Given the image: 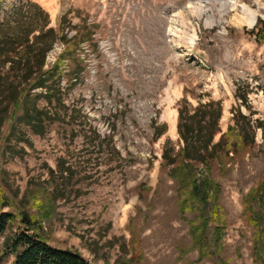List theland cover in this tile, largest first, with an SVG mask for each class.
<instances>
[{"label":"rangeland","instance_id":"374dc122","mask_svg":"<svg viewBox=\"0 0 264 264\" xmlns=\"http://www.w3.org/2000/svg\"><path fill=\"white\" fill-rule=\"evenodd\" d=\"M13 1L0 0L5 8ZM33 1L49 12L51 26L64 15L88 27L92 38L78 48L88 67L65 95L76 133L56 123L44 136L24 127L20 140L9 136V123L3 127L0 188L9 204L1 210L36 217L40 237L79 251L91 264H257L244 196L264 178L261 130L251 154L209 175L217 185L210 203L220 206L222 221L210 219L205 236L211 254L202 259L191 232L197 212L180 204L187 171L162 154L167 138L178 148V105L185 94L193 105L198 96L220 99L226 130L241 86L254 118L264 119V40L236 26L245 10L264 17V0ZM76 30L65 23L68 36ZM64 48L54 45L46 67ZM157 114L168 130L155 140L151 121ZM203 170L197 164L193 172L200 177ZM30 187L51 197L45 216L28 199ZM256 207L264 213L261 203ZM16 229L17 223L0 237V264L12 260L2 253Z\"/></svg>","mask_w":264,"mask_h":264},{"label":"trees","instance_id":"16d2710c","mask_svg":"<svg viewBox=\"0 0 264 264\" xmlns=\"http://www.w3.org/2000/svg\"><path fill=\"white\" fill-rule=\"evenodd\" d=\"M0 11V136L8 123L9 136L20 140H25L24 127L44 136L56 123L70 125L75 114L66 107L65 95L67 88L75 86L87 70L86 57L80 55L78 48L92 38L88 27L81 29L78 25H72L64 15L56 17V25L51 26L49 12L33 0H15L7 8L0 2ZM66 22L69 30L77 29L74 35L68 36V32H65ZM250 33L257 40H264V19L259 17ZM58 42L65 48L46 67L47 56ZM248 93L241 86L236 88L235 97L239 103L232 107V123L228 124L226 130L220 126L224 110L220 99L208 96L203 101L198 96L197 104L193 105L185 94L178 105V148L170 138L165 142L162 154L165 162L187 171V186L183 191L185 199L181 196L180 204L183 211H187L190 205L197 212V218L191 221V232L199 245V259L211 254L205 236L210 219L222 221L220 206L210 203L217 186L210 173L214 168H225L231 160L251 154L258 144V130H261L264 142V119L254 118L257 112L251 110ZM41 99L46 100L44 106L38 104ZM242 107L249 113H244ZM118 111L122 112L123 109ZM151 125L155 140L168 130L167 123L159 120V114L152 119ZM115 128L116 123L111 130L115 131ZM70 131L76 133L78 129L70 125ZM92 131L100 137L96 128ZM197 164L204 168L200 177L193 172ZM35 191L30 187L27 197L45 216L50 210L51 197ZM258 203L264 207V178L244 196L245 209L250 214L249 222L254 228V260L257 264H264V213L256 207ZM8 204L9 200L0 188V237L17 223V229L6 239L2 253L4 257H12L10 264H91L79 251L52 246L40 237L34 229L36 217L27 212L17 216L2 211L1 207ZM39 228H42L41 225ZM223 230L222 223L215 227L219 236H222ZM123 264H131V261ZM214 264L229 263L219 259Z\"/></svg>","mask_w":264,"mask_h":264},{"label":"bare ground","instance_id":"6f19581e","mask_svg":"<svg viewBox=\"0 0 264 264\" xmlns=\"http://www.w3.org/2000/svg\"><path fill=\"white\" fill-rule=\"evenodd\" d=\"M255 22V13L251 10H245L243 14L236 19V26L251 28Z\"/></svg>","mask_w":264,"mask_h":264},{"label":"water","instance_id":"95a60500","mask_svg":"<svg viewBox=\"0 0 264 264\" xmlns=\"http://www.w3.org/2000/svg\"><path fill=\"white\" fill-rule=\"evenodd\" d=\"M261 18L264 19V17H261ZM257 20H258V17L256 16V17H255L254 25H253L250 29H253V28L255 27V25H256V23H257ZM204 23L206 24V20L204 21ZM245 28H246V29H249V28H247V27H245Z\"/></svg>","mask_w":264,"mask_h":264}]
</instances>
